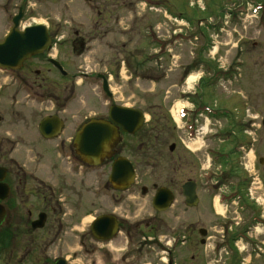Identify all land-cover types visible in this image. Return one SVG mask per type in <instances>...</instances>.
Here are the masks:
<instances>
[{
  "label": "rangeland",
  "instance_id": "1",
  "mask_svg": "<svg viewBox=\"0 0 264 264\" xmlns=\"http://www.w3.org/2000/svg\"><path fill=\"white\" fill-rule=\"evenodd\" d=\"M114 1L116 0H99L100 9L103 11L102 18L106 21L104 33L109 23H113L117 15L121 16L119 26H111V31H108L107 38H111V41L104 48L105 38L92 32L93 37H97V40L90 43L88 50L80 57L75 56V53L72 52L73 43L71 42L76 38L75 31H79L82 37L91 36L90 32L97 20L96 13L89 7L86 0H0V38L12 26L10 17L17 13L18 7L22 5L26 9V13L21 25L45 24L50 27L53 36L63 37V45L59 55L76 60L77 67L74 68V61L71 66L72 70H76L74 72H90L92 74L94 71H103L107 68L108 73L113 75V88L116 96H119L118 102L136 105L141 110L155 113V123L162 129L167 130L169 128L172 131L169 138V130H164L168 139L162 148L165 155H169L168 145L172 141L179 144V149L173 155L176 161L174 167L177 169L173 175L177 183L174 187L177 191L180 190L182 183L191 178L201 184L198 193L203 197L200 189L203 188L202 184H206V181L208 184L205 187L213 188L214 186L211 184L218 180L219 184L223 186V190L227 191L232 183L237 180V176L233 175L234 173L237 174L236 172L245 170L249 174H254L257 183L250 188L249 192L246 190V193L251 204L262 207L257 212L258 214L247 211V208L241 209L238 204H231L226 205L228 209L224 215L236 217L238 214L235 211L238 210L245 222L250 219L251 215L261 216L262 223L259 225L261 228H252L251 234L264 240V162L263 164L259 162L260 158H264V127L262 126L264 120V0H253V2L250 0H219L221 3L216 2V4H213L212 0H207L209 8L205 1H201L197 6L200 4V7L206 8L204 9L206 11L200 10V12H206L209 15L213 13V22L217 20L218 14L224 17L221 19L219 31L204 28L206 37L198 36L196 32L199 31L195 24L189 25L188 20L184 18V15L195 12V8L190 6L188 1L167 0V5L163 6L161 3L162 6H152V9L150 8L151 0H119L121 4L122 2L124 4L119 6L112 4ZM141 1L147 6H142ZM240 3L246 5L243 10L244 14L234 17L230 12L224 10V8H234ZM6 6L9 7L7 14L2 10ZM152 25H155L154 30L158 32L160 38L165 39V36L169 35V40H175L174 43L169 44V54L166 57L163 56L162 63L157 65L148 63V52L156 49L154 47L151 50L150 40L146 33L147 27ZM191 30L197 31L191 33ZM174 31L177 33L184 31L182 33L183 39L175 37ZM195 35L199 37L197 40L192 39ZM76 47L79 48L78 45ZM53 55H55V51ZM141 61L145 64H142ZM62 65L70 69L65 61H62ZM147 65H151V72H149L150 69ZM217 70L222 71V76L214 77L216 79L213 81L211 78ZM230 70H232L231 73ZM197 74L204 78L202 84L199 83L198 91L193 88V81L187 82L185 80L187 83L184 82L183 84L178 82L185 75H188L189 79L191 75ZM152 76H158L159 81L152 82ZM95 83H98V79L94 75L84 78L79 74L76 84L75 105L63 114L65 117L71 119L72 112H78L81 108H83L82 116L99 109L96 107L99 106L100 101H106V97L102 95L99 87H91ZM9 84L10 80L6 77V73L0 72V115L3 116V120L0 121V129L3 130L0 131V134L4 135L7 130L9 134L6 136H15L19 140L17 138L19 132L25 135L29 132L27 129L18 131L16 125L9 126L16 123L13 121L16 116L13 114L11 117L13 93L17 95L16 99L19 100L18 106L19 110H22V116L30 117L35 122H38L44 114L53 113L55 108L53 111L41 110L37 107V103L33 102L37 100L35 93H15ZM178 100L183 101V104L177 108ZM201 101L211 108L217 105L220 109L225 107L232 110L233 113L229 114L231 117L211 118L206 126L207 121L204 117H197L194 111L191 112L192 114H186L187 118H184L183 121L179 120L178 109L182 105L196 111L202 108ZM181 114L183 115V112ZM4 117L6 118L4 119ZM189 118L191 124L196 119H199L201 123L199 132H196V136L192 140L188 139L191 137L190 134H184L185 132L182 130L183 124ZM254 118L257 125L250 127L249 124ZM232 120L234 121L233 124H231ZM33 126L35 127V124ZM32 133L34 134V131ZM181 139L185 141L184 144ZM37 142L35 145L37 143L39 147L45 145L39 139ZM241 142L246 143L245 150H242L236 157L231 153L229 155L232 159L231 166L221 167V158H215L219 154H214V151L220 150L221 147H223L222 149L227 147L224 152H229L234 146L239 149V146L243 145ZM185 144L190 147L189 150L186 149ZM9 145L5 144V148ZM63 152L61 151L62 154H64ZM177 159H180L185 165L180 164L181 162H178ZM231 159L228 158V160ZM207 168L210 169L207 170ZM167 169L169 170V168ZM64 170L63 168L62 172ZM223 170L230 172L223 173ZM205 172L208 175L202 178ZM39 174L44 175L46 180H50V183L58 182L59 171H55V163L51 161L39 170ZM168 176L169 174L166 172L162 175L160 173L158 176L152 173L151 178L144 177L141 184L153 183L154 181L158 182L159 185L166 184L169 180ZM67 178L70 179L69 176ZM147 180L149 181L146 182ZM91 183L93 196L91 194L85 195L84 198L89 200L87 204L84 201L80 203L77 199H72L69 190L61 191L63 210L60 216L64 220V225L69 227L67 228L68 234H63L60 237L47 236L44 243L45 247L44 245L41 246V260L45 261V264H53L49 263L50 261L46 263V260L52 261V258L55 257L67 259L68 264H115V262L116 264H123L120 257L127 250L130 251L127 254L130 261L124 264H143L144 262L145 264H161L158 258L162 255H147L144 248L141 249L144 252L141 261H137L138 258L134 257L137 256V253L133 250L138 246V239L146 236L144 232H142V236H138L137 240L130 242V244H127L126 240L120 237L117 241L119 250L110 248L114 256L116 255L117 261L112 259L109 262L105 258L102 244L93 243L96 251L91 252L89 250L88 246L92 243L88 234V226L97 215L114 209L120 216H129L130 218L136 216L134 220L154 214L150 196L146 199L139 195L136 198H127L128 194L124 193L120 208L115 204L113 205V202L106 201V197L102 198L104 194H107L108 197L114 195L112 188H109L108 173L103 169L94 170ZM228 184L229 186L226 188L224 185ZM135 190L137 191L136 188H134ZM91 198L93 199L92 205L90 204ZM181 199L182 197L179 198V201ZM227 202L228 200L220 205H225ZM203 203L207 204V201L205 200ZM77 205L78 208H76ZM176 205L170 211L157 215L169 216V228L167 229L165 226L160 233L162 240L168 233L167 239L169 238L170 242L178 237L171 252L173 264H224L225 258L216 254L215 243L210 241L207 245L202 246L199 240L200 236L196 232L201 226L207 228L210 224L209 221L213 219V215L211 213L204 214L203 206L188 209V213L182 214V210H177ZM224 207L222 211H224ZM70 216H78L77 225L73 231L70 230ZM82 216L85 217L81 220ZM258 224L260 223L255 224L256 227ZM149 237L153 236L149 235ZM246 246V251L241 248L242 252H239V256L236 258V261L239 259L238 264H242L240 262L242 257L250 259L249 263L243 260V264L264 262V256L256 254L251 245L246 243ZM145 248L147 251L155 253L153 248ZM32 251L26 257L24 253L23 260L26 263L31 261L30 264H34L32 260L38 262L36 255L39 252ZM1 254L5 256V253ZM250 254H252L253 259L250 258Z\"/></svg>",
  "mask_w": 264,
  "mask_h": 264
},
{
  "label": "flooded vegetation",
  "instance_id": "2",
  "mask_svg": "<svg viewBox=\"0 0 264 264\" xmlns=\"http://www.w3.org/2000/svg\"><path fill=\"white\" fill-rule=\"evenodd\" d=\"M86 1L89 3V7L96 13L97 18L90 33L92 34V32H95L103 36L102 38L106 40L104 45L105 48L111 41V38H107L108 31L111 29V26H119L118 24L121 23V16L117 15L114 22H110V26L108 25L106 27L104 33L106 21L102 18L103 11L100 9L99 0ZM187 1L190 6L195 8L196 14L195 12L189 15L183 14L184 18L188 20L189 25L195 24V27L201 34L200 37H206V30L204 28L208 29L214 27L212 28L213 30H220V14H218L217 20L213 22V13L209 15L206 12H200V10L206 11L204 10L206 8L200 7V4L197 6L201 1H205L209 8L207 0H184V2ZM216 2H219V0H212L213 4H216ZM250 2H253V0H250ZM161 3L165 6L167 5V0H151V6H162ZM219 3H221V1ZM112 4L119 6L121 3L119 0H116L112 2ZM121 5H124L123 2ZM142 6L146 7L147 5L143 3ZM244 7H246V5L242 3L234 6L231 10V14H243ZM226 9L227 8H224V10ZM2 10L7 14L9 7L6 6V8H2ZM25 13L26 9H24V6H19L18 12L10 17L12 26L6 30L0 38V42L8 35L11 28L14 26V18L19 14L21 15V20L19 27L17 26L18 30L23 31L27 27L32 26L21 25ZM197 30H191V33H195ZM49 33L51 36V43L47 50L26 59L17 69L9 71L0 70V72L6 73V76L10 80L9 85L13 88L15 93H35L37 100L33 102L37 103V107L41 110L49 109L50 111H53L55 108L53 113L44 114L38 122H35V120H31L30 117L26 118L22 116V110H19L18 106L19 100L16 99L17 95L14 93L12 95L11 117L13 114L16 116L15 120H13L16 123H12L9 126H18V131L27 129L29 134L27 133L25 135L19 132L17 134L19 140H17L15 136H6V134H9L7 130L4 132V135L0 134V167L3 169V172L0 171V182L4 183V187L6 185V197L4 199L1 197L3 193H0V204L5 209V216L0 223V254L5 253L7 258H4L5 256L1 254L0 256L3 257H0V264H30L31 261H27L26 263L23 258L24 253L26 257L30 252H33L32 250L39 252L37 255L34 252L36 259H38V262L32 260L34 264H45V261L43 262L41 260L42 254H40V251L42 245L45 247L44 243L46 237L51 235L60 237L63 234H68L67 228L69 227L64 225V220L62 216H60L63 210L61 191L69 190V192H71L69 195L72 199H77L80 203L84 201L85 204H87L89 200L84 197L89 194L93 196L91 192V180L94 170L99 169L107 171L109 188H112L114 191V195L111 197H108L107 194L102 196V198H107L106 201H111L113 205L115 204L120 208L121 202L124 199V193L128 194L127 198H136L137 195H139L146 199L150 196L152 209L154 210V214L137 220H134L136 216L132 218L129 216H120V214L116 213V209L102 213L93 218L88 226V234L90 242L92 243L88 246L89 250L91 252L96 251L93 243L102 244L104 247V256L109 262H111L112 259L117 261L116 255L114 256L110 248H115L117 251L119 250V248H117V241L120 237L124 238L127 244H130V242H135L138 236H142V232L146 233V236L142 237V239H138V246L134 250L137 256L133 255L135 258H138L137 261L142 260L141 257L144 252H142L141 249L143 248L147 255L157 256L162 253L169 254V238L167 239L169 233L164 236L163 240L161 238L162 234H160L165 226L167 229L169 228V216L157 215L170 211L176 203H178L176 205L177 210H182V214L188 213V209L191 210L196 206L199 208L203 206L205 210L204 214L211 213V215H213V219L209 221L210 224L207 228L201 226L196 232L200 236L199 240L202 246L207 245L210 241L215 243L216 254L225 258L224 264H227V262L238 264L239 259L236 261V258L239 256V252H242L241 248H243V251H246V243L253 247V251L256 252V254L264 256V240L251 234L252 228L260 227L259 225H261V222L259 221L262 220L261 216L251 215L250 219L245 222L238 210L235 211V213L238 214L236 217L224 215L228 209L226 205L229 206L231 204H238L239 208H247V211H251L254 214L260 211L262 207L251 204L246 193L249 187L255 186V183H257V178L254 174H249L245 172V170L239 173L236 172L237 174L232 173L234 176H237V180L232 183L230 187L228 196L232 198L231 202L225 205H218L216 203V193L223 190V186H221L218 181L215 182L213 189L205 187L207 182L206 184H202L203 188L200 190H202L203 197L198 193L201 184L191 178L181 184L180 192L177 191L174 187L177 183L173 175L177 169L174 167V162L176 161L173 155L174 152L179 149V144L172 141L168 145L169 155H165L162 146L166 144L168 138L164 132L165 129H162L155 123V113L141 110L140 107L136 105L118 102L119 96H116V92L113 88V75L108 73L107 68L103 71L91 72L92 74H90V72H74L76 70H72L71 66L76 60L59 55V51L62 49L63 45V37H58L57 35L53 36L51 30H49ZM75 35L76 38L71 42L73 43L72 52L73 54L75 53V56L80 57L88 50L89 45H91L90 43L97 40V37H93V34L91 36L82 37L79 31H75ZM77 45L79 48L76 47ZM54 51L55 55H53ZM62 61H65L70 69L65 68L62 65ZM76 65L77 63L75 62L74 68ZM123 66H125L124 63ZM78 73L84 78L94 75V77L98 79V83H95L91 87H99L102 95L106 97V101H100L99 106L96 107V109H99L94 112L82 116L81 112L83 108H81L78 112H72L71 119H68V117H65L63 114L71 110V106L74 107L75 105L74 101L76 100L75 92L77 89ZM185 77L186 75L181 77V84L185 82ZM57 107H59V109H56ZM115 107H128L132 110L139 109L143 113L141 123L131 125L129 123L122 124L115 122L111 118L112 114H116ZM24 111L26 114V109ZM5 118L6 117H4V119ZM2 120L3 116L0 115V121ZM5 121L7 122L8 120ZM51 121H53L51 126L47 128L46 126H48ZM233 123L234 121L231 124ZM34 124L35 127L33 126ZM56 124L60 125L59 132H56ZM256 125L257 121L254 118L249 126L254 127ZM100 126L104 131L105 127L109 128V130L106 132L107 139L104 141L105 143H103L101 155L98 156L94 154L93 149L89 147L88 137H90V134L96 132V129ZM262 126L264 127V120L262 121ZM43 128L45 132L42 131ZM126 128H130L129 130L131 131L126 130ZM2 130L3 129H0V131ZM167 130H169V128ZM33 131L34 134L32 133ZM109 132L110 135H107ZM171 133L172 131L169 130V138ZM87 134L88 136H86ZM37 139L43 141L45 145L43 147L37 146ZM181 141L183 144L185 143L183 139H181ZM33 142L34 144H32ZM35 142H37L36 145ZM53 142H55V144H53ZM57 142L58 144H56ZM5 144L10 145L5 148ZM184 146L186 149H190L188 145L185 144ZM61 151H64V154H62ZM122 158L127 159L135 171V178L127 188H121L119 182L111 180L113 166L115 162ZM48 160L55 163V171H59L58 182L55 184L50 183V180H46L44 175L39 174V170L49 163ZM177 161L181 162L180 164H184L180 159H177ZM259 162H261L260 159ZM63 168L65 169L64 172H62ZM167 168H169V170ZM165 172L169 174V180H167L168 182L166 184L159 185L156 181L153 183L141 184L144 177L149 179L152 173L158 176V174L161 173L162 175ZM226 172L229 173L230 171H225V173ZM47 176L49 177V175ZM68 176L70 179L67 178ZM148 181L149 180L146 182ZM191 183L195 184L198 194V202L194 205L189 204L186 194L187 189L185 188ZM224 186L227 188L229 184ZM134 188H136L137 191H134ZM161 191L164 195H169V192L172 194L173 199L170 201V204L169 200L166 202L164 201L165 203L162 205L159 204L157 206L155 204V200L158 198ZM180 197H182L181 201H179ZM160 199L163 200V197H160ZM205 200L207 204L203 203ZM90 204H93V199ZM161 206L165 207L159 209ZM218 206L221 208L225 206V213L224 211L218 210ZM76 208H78V205ZM100 216L109 217L107 223L108 228L114 226L113 233H111V237L107 240L96 237L93 231V224ZM84 217L85 216H82L81 220ZM69 219L71 220L70 230L73 231L77 225L78 216H70ZM206 220L208 219L206 218ZM254 220L260 223L257 227L255 225L257 223L254 222ZM203 221L205 222V219H203ZM109 232L110 229L103 234H108ZM149 235L153 237H149ZM145 247H149L150 249L153 248L155 253L147 251ZM164 247L166 248L165 250ZM256 248L261 252H257ZM129 252L130 251L123 253L120 257L123 264L130 261L127 256ZM250 258L253 259L252 254H250ZM60 259L61 258L55 257L52 258V261L46 260V263L50 261L49 263L58 264ZM158 259L163 263L162 256ZM65 260L68 261L67 259ZM243 260L246 262L248 261V263L250 262V259L242 257L240 258L242 264L244 263ZM261 263L264 262L261 261L260 264Z\"/></svg>",
  "mask_w": 264,
  "mask_h": 264
},
{
  "label": "water",
  "instance_id": "3",
  "mask_svg": "<svg viewBox=\"0 0 264 264\" xmlns=\"http://www.w3.org/2000/svg\"><path fill=\"white\" fill-rule=\"evenodd\" d=\"M21 15H18L15 18V26L11 29L10 33L7 35L5 40L3 42H0V66L4 68H14L18 67L23 60H25L28 57H31L34 54L43 52L51 43V37L48 33L47 27L43 25H37L33 27H28L25 29V31L21 32L18 30V23ZM106 87V86H105ZM116 114H112L111 118L117 122L126 124L129 123L131 125H136L137 123H141L143 113L139 110H132L130 108H119L115 107ZM120 118V119H119ZM123 119V120H121ZM53 121L51 123L49 122L47 128L51 126ZM58 123V122H57ZM60 123V122H59ZM54 124V123H53ZM56 132H59L60 125L56 124ZM130 128H126V130H129ZM109 130V128L105 127V131L103 128L98 127L96 129V132L93 134H90V137H88V145L90 148L93 149L94 154H97L98 156L101 155L102 152V146L104 141H106V132ZM43 132H45L44 128L42 129ZM105 134H104V133ZM110 135V132L107 134ZM88 136V134L86 135ZM99 152V153H98ZM0 171L3 172V169L0 168ZM135 178V171L131 165V163L127 159H120L119 161L115 162L113 166V172L111 175V180L114 182H119L121 184V188H127L131 181H133ZM6 187V185H5ZM4 187V183L0 182V193L2 194V198L4 199L6 197V190ZM187 189V196H188V202L189 204L193 205L198 202V196L196 194V186L195 184H188L186 187ZM160 197H163V200L160 199ZM173 199L172 194L169 192V195H164V193L161 191L158 195V198L155 200V204L158 206L159 204H163L166 201H170ZM165 201V202H164ZM165 206H161L159 209H163ZM5 216V209L0 204V223L3 220ZM109 217L107 216H101L99 217L93 224V231L96 237L107 239L111 236V233H113L114 226H111L108 228ZM110 229V232L108 234H103L105 231H108ZM58 264H65L64 261H59Z\"/></svg>",
  "mask_w": 264,
  "mask_h": 264
},
{
  "label": "bare ground",
  "instance_id": "4",
  "mask_svg": "<svg viewBox=\"0 0 264 264\" xmlns=\"http://www.w3.org/2000/svg\"><path fill=\"white\" fill-rule=\"evenodd\" d=\"M199 75H200V74H199ZM199 75H198V74H197V75H192V76L190 77V79H189V82H191V81H195V80L198 78ZM181 104H183V102L178 101L176 107L178 108L179 105H181ZM176 107H175V108H176ZM177 108H176V109H177ZM175 111H176V110H175ZM193 145L195 146V144H193ZM194 146H193V147H194ZM218 210L222 211V208H221L220 206H218Z\"/></svg>",
  "mask_w": 264,
  "mask_h": 264
}]
</instances>
